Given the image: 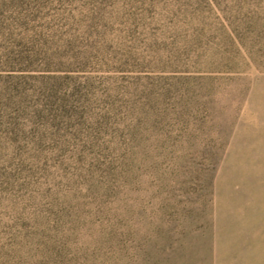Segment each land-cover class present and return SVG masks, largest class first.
Returning a JSON list of instances; mask_svg holds the SVG:
<instances>
[{
    "label": "rangeland",
    "instance_id": "1",
    "mask_svg": "<svg viewBox=\"0 0 264 264\" xmlns=\"http://www.w3.org/2000/svg\"><path fill=\"white\" fill-rule=\"evenodd\" d=\"M0 264H264V0H0Z\"/></svg>",
    "mask_w": 264,
    "mask_h": 264
}]
</instances>
